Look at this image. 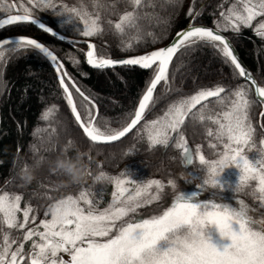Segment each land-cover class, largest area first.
Listing matches in <instances>:
<instances>
[{
  "label": "snow or ice",
  "instance_id": "1",
  "mask_svg": "<svg viewBox=\"0 0 264 264\" xmlns=\"http://www.w3.org/2000/svg\"><path fill=\"white\" fill-rule=\"evenodd\" d=\"M182 8L183 0H0L5 13L0 28L31 23L73 48L85 45L77 51L87 65L115 71L125 84L121 72H147L135 103L129 98L127 107L85 90L37 38L0 36V68L28 51L42 54L54 67L70 113V120L53 127L49 115L59 106L42 109L52 134L30 144V157L17 169L18 148L0 184V264H264V76L257 80L223 34L251 29L264 42V0H230L226 7L221 2L218 15L209 12L214 26L196 22L204 5L197 8L190 0L185 25L163 44ZM13 9L15 14H7ZM41 13L59 18V26H70L76 38L42 22ZM157 26L160 31H153ZM109 35L118 38L124 55L109 54ZM205 50L220 65L214 73L219 80L207 85L192 76L196 54ZM67 58L79 70L80 60ZM101 107L121 110L109 116ZM198 135L203 139L194 143ZM126 136L143 141L149 151L173 150L169 160L178 159L183 171L174 176L169 168L167 177L144 179L127 167L105 170L96 157ZM205 146L213 158L205 155ZM228 168L236 170L235 179L222 177Z\"/></svg>",
  "mask_w": 264,
  "mask_h": 264
},
{
  "label": "trees",
  "instance_id": "2",
  "mask_svg": "<svg viewBox=\"0 0 264 264\" xmlns=\"http://www.w3.org/2000/svg\"><path fill=\"white\" fill-rule=\"evenodd\" d=\"M8 2L10 3L11 0H8ZM16 2L19 4L21 0H16ZM67 2L71 4L73 0H67ZM189 2L190 0H183V8L180 11L179 17L168 29L167 38L163 40V44H167L175 31L185 25L186 19L184 13ZM221 2L226 7L230 0H195L197 8H200L202 3L204 5L203 15L196 22L207 26H214L212 24L213 16L209 15V12L215 11L216 15H218L217 5ZM157 11L161 16L165 15L164 9L158 7ZM14 12L13 9L11 13L7 14ZM4 14L0 10V18ZM40 16L42 22L47 20L49 26L55 25L56 28H59L61 34H67L69 37L76 38L72 36L70 26L63 28L59 26V18L47 13H41ZM152 30L159 32L160 28L157 26L153 27ZM15 34L29 35L44 42L61 58L65 69L87 91L99 93L104 97L111 96L113 100L120 101V103L127 107H131L128 104V99L131 98L133 103H135L138 90L144 86V77L147 75L146 71L121 72L120 75L127 77L128 82L125 84L123 81L116 79L115 71L103 72L87 65L83 55L77 51L79 48L86 49L84 45L78 44L73 48L68 43L54 38L30 23L5 26L0 29V36L7 37ZM224 34L232 38L233 44L244 65L252 71L257 80H261V77L264 76V42L251 29H244L238 36L227 31ZM106 39L109 42L107 47L111 56L117 57L125 54L120 52L116 47L118 44L117 37L109 35ZM94 43H96L97 47L101 46L99 39L94 40ZM154 46L158 47L161 45L156 44ZM69 54L75 55L80 60L79 70L67 58ZM193 64L195 67L192 69V76L198 78V84L207 85L210 81L219 80V77L214 73L219 69L220 65L210 51L198 52ZM80 71L86 72L88 75L81 77ZM223 71L228 72L229 69L225 67ZM5 81H7L6 89H4ZM178 85L179 78L177 79ZM0 89H4L0 93V184H2L4 178L10 174L13 157L17 156V149L19 148L20 150L19 156L21 158L16 162V168L18 169L22 165L23 160L31 155L29 145L38 142L41 136L52 134L49 122L51 126L58 127L59 121L70 120V113L65 107V101L60 97L57 81L54 77V67L50 61H47L42 54H38L37 52L28 51L26 54L11 60L6 67L0 68ZM185 91L187 92V88ZM172 98L169 97V99ZM51 104H56L59 107L53 113H50L49 122H45L42 119V109ZM104 104L107 106V99H105ZM162 107L163 104L159 105L157 109L148 112L146 118H153ZM120 110L119 107L114 109L115 112ZM100 111L104 115L111 116L114 114V111H108L106 107H101ZM34 128L35 132L33 131ZM197 131L201 134L203 132L202 129H198ZM73 136L83 145L78 131L74 130ZM188 138L189 140H193L191 131H189ZM61 139L63 140L64 137H61ZM202 139V135H198L194 143L201 142ZM259 139L260 133L258 132L256 136L257 143ZM126 149L128 150L127 154L125 152ZM205 153H209L207 146H205ZM71 154L72 152L70 151L69 155ZM172 154L173 150L171 149L167 153L160 149L149 151L143 141H134L131 136H127L118 143L105 146L101 155L96 158L103 160V168L109 172L114 173L127 167L135 173L137 178L147 179L149 177H167V170L169 168L172 170L174 176L176 173L183 171L178 159L176 161L169 160V156ZM28 162L30 163L31 161L29 160ZM92 168L93 171L96 170L95 164L92 165ZM15 190L21 191L20 189ZM110 191L111 189L108 187L105 192V198L110 196ZM240 195L248 204L255 206L252 197L243 193Z\"/></svg>",
  "mask_w": 264,
  "mask_h": 264
},
{
  "label": "rangeland",
  "instance_id": "3",
  "mask_svg": "<svg viewBox=\"0 0 264 264\" xmlns=\"http://www.w3.org/2000/svg\"><path fill=\"white\" fill-rule=\"evenodd\" d=\"M81 45V44H80ZM258 145V143H257ZM206 156H208L209 159L213 158L211 152L209 151V153H205ZM198 166V165H197ZM235 169L234 168H228V169H225V172L222 173V177L223 178H231V179H235V176L233 175V173H235ZM179 183H181L183 185V182L182 181H178ZM184 187L187 188V190H192L194 188V184L192 185H183ZM226 240V238H225Z\"/></svg>",
  "mask_w": 264,
  "mask_h": 264
},
{
  "label": "water",
  "instance_id": "4",
  "mask_svg": "<svg viewBox=\"0 0 264 264\" xmlns=\"http://www.w3.org/2000/svg\"><path fill=\"white\" fill-rule=\"evenodd\" d=\"M16 10V9H15ZM16 13V12H15ZM15 13H13V14H15ZM3 18V17H2ZM31 24V23H30ZM35 26V25H34ZM37 27V26H36ZM38 28V27H37ZM1 29V28H0ZM39 29V28H38ZM43 31V30H42ZM48 34H50V33H48ZM61 34V33H60ZM224 34V33H223ZM51 36H53L52 34H50ZM61 35H63V34H61ZM226 35V34H225ZM54 38H56V39H58V40H60V41H62V42H65V43H68V41L67 40H61L58 36H53ZM71 38V37H70ZM82 45V44H81ZM85 46V45H84ZM236 52H237V50H236ZM237 54H238V52H237ZM240 57V56H239ZM241 59V58H240ZM86 62V61H85ZM127 137V136H126ZM124 138H121V140H123ZM120 140V141H121Z\"/></svg>",
  "mask_w": 264,
  "mask_h": 264
}]
</instances>
